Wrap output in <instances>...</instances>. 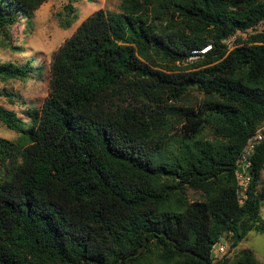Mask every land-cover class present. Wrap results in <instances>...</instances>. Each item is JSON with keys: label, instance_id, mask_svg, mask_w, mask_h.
I'll return each mask as SVG.
<instances>
[{"label": "trees", "instance_id": "16d2710c", "mask_svg": "<svg viewBox=\"0 0 264 264\" xmlns=\"http://www.w3.org/2000/svg\"><path fill=\"white\" fill-rule=\"evenodd\" d=\"M42 2L0 0L2 35ZM29 68L0 60V78ZM48 72L27 119L0 104L18 134L0 137V264H263L212 252L264 234V139L244 196L236 176L264 124V0H121Z\"/></svg>", "mask_w": 264, "mask_h": 264}, {"label": "rangeland", "instance_id": "374dc122", "mask_svg": "<svg viewBox=\"0 0 264 264\" xmlns=\"http://www.w3.org/2000/svg\"><path fill=\"white\" fill-rule=\"evenodd\" d=\"M120 2L121 0H75L72 2V11L66 7L69 0H44L35 10L33 24L29 28L25 26L26 20L18 16L7 36L0 31V60L19 65L28 64L31 67V72L25 79L0 78V93H3L0 94V104L15 111L23 119L29 117L31 108L39 109L49 92L48 68L53 54L87 16L98 9L118 11ZM258 29L261 31L263 28L259 26ZM8 42L11 44L6 46ZM198 58L195 54L189 61H196ZM6 92L10 95L7 96ZM17 135L0 121V137L12 141ZM188 196L192 199L195 194L188 191ZM261 216L264 219V205ZM226 239L223 238L215 246L212 252L214 257L221 258L223 252L226 257H232L242 249H250L256 259L264 264V234L250 231L235 247H229Z\"/></svg>", "mask_w": 264, "mask_h": 264}, {"label": "built area", "instance_id": "2783aa9c", "mask_svg": "<svg viewBox=\"0 0 264 264\" xmlns=\"http://www.w3.org/2000/svg\"><path fill=\"white\" fill-rule=\"evenodd\" d=\"M225 42L228 44V46L230 47V42L226 41ZM211 46L207 45L204 48H202L200 50V52H207L208 50H210ZM196 51H194L195 53ZM264 139V124L262 125V127L253 135L251 136L248 141L247 144L245 146V148L243 149L242 155L239 159V166L243 167V171H237L236 172V176L237 179L239 180V184L241 185V190L240 193L244 196V192L247 188L248 182H249V176L247 173H245L244 171L246 170V168L248 167L249 163H248V157L251 155L252 151L254 150L255 146L261 142Z\"/></svg>", "mask_w": 264, "mask_h": 264}]
</instances>
